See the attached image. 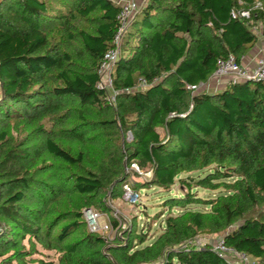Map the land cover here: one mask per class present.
Segmentation results:
<instances>
[{"label":"trees","instance_id":"obj_1","mask_svg":"<svg viewBox=\"0 0 264 264\" xmlns=\"http://www.w3.org/2000/svg\"><path fill=\"white\" fill-rule=\"evenodd\" d=\"M242 1L147 0L114 65L111 103L99 66L118 25L116 3L1 0L0 223L7 227L0 257L11 252L22 262L29 235L61 253L59 264H231L209 246L178 247L207 232L223 233L229 246L264 262V86L229 81L214 93L189 87L206 82L220 59L239 63L257 41L251 28L264 22V0L251 19L233 18V9L257 0ZM75 42L85 55L80 66L70 51ZM142 80L147 85L137 87ZM133 160L153 170V185L171 190L179 177L189 189L218 194L169 199L170 208L185 211L169 214L164 232L144 247L134 249L135 239L125 236L109 244L85 229L81 207L99 205L102 194L120 196ZM205 169L194 185L181 176ZM71 192L80 203L43 229L56 196ZM75 231L79 238L67 241Z\"/></svg>","mask_w":264,"mask_h":264},{"label":"rangeland","instance_id":"obj_2","mask_svg":"<svg viewBox=\"0 0 264 264\" xmlns=\"http://www.w3.org/2000/svg\"><path fill=\"white\" fill-rule=\"evenodd\" d=\"M144 5L146 0H140ZM1 2V0H0ZM142 5V6H143ZM73 54V59H76L77 65L80 66L85 61H83L80 57H83V52H81V48L79 46V42H75L71 46L70 50ZM79 56V57H78ZM103 83L106 81L105 75L102 74ZM227 81V78H222ZM225 81V82H226ZM137 87L142 88L144 87L141 83L137 85ZM203 87V86H202ZM117 97V94H115ZM2 98H0L1 100ZM51 127V124L48 125ZM163 139L166 138L165 130L163 128L160 129ZM133 135L131 132L127 133L126 139L128 141L132 140ZM65 147L69 149H73L77 147L75 144H68V143H61ZM136 161V160H134ZM137 162V161H136ZM143 174H137L136 172L132 171L130 175H127L128 180L132 184L135 190L140 193L139 201L137 204L133 205L126 201L124 198V189L123 185L121 186V195L117 197H113L111 193L102 194L97 200H101L99 205L94 204L90 206H82V218L81 221L86 224L85 229L89 230L88 223H87V211L89 209H93L94 211H98L102 214L100 218V223H111L113 224V230H101L97 232L102 237L106 239L109 244L115 243L118 239L123 240L125 236L126 239L131 237L135 239V247H144L147 244L154 242L165 230L166 220L171 215H178L185 211V207L183 205H176L173 208H170L168 203L169 199L173 197L179 198L183 197L187 192L191 191L193 196L200 197L202 199H210L217 196V191H211L209 189H205L200 186H193L192 188H188L185 184H182L179 180V177L176 178L175 184L172 186L171 190L163 189L158 185H153L150 180L153 178V170L151 168H142ZM208 169L203 171H195L191 173H183L182 177H191L190 182L194 185V179H197L200 175L206 173ZM74 173L71 169H68L65 173ZM128 174V173H127ZM129 176V177H128ZM233 178L224 179L226 181H232ZM71 185V184H69ZM81 198L74 192L71 193H61L56 196V201L54 202L55 210L49 214V218L43 221L44 227H48L49 221L53 217L59 216L60 212L69 211L73 209V206L77 203H80ZM181 202V201H180ZM179 203V202H176ZM190 207L193 209H204L206 206L201 204L197 205L196 203L190 204ZM57 215V216H56ZM73 218H67L65 220H60V223L54 227L53 235H55L60 226L64 223H68ZM0 223V234L6 229L7 225L3 218H1ZM115 221L117 224H115ZM9 228V227H8ZM129 234V235H126ZM81 233L79 231L73 232L67 241H71L73 239L79 238ZM144 236L146 240L144 242H140L141 237ZM224 236L223 233H207V232H199L196 235V238L200 239H210L216 240L218 237ZM126 241V240H125ZM138 243V244H136ZM22 246H24L29 254L24 257L22 262L17 259L9 258L11 252L5 254L3 257H0V264H41V260L44 261H54L55 264H59V259L61 253H58L54 249H47L41 243L34 242L29 239V235L21 242ZM262 261V260H261ZM263 262V261H262ZM264 263V262H263Z\"/></svg>","mask_w":264,"mask_h":264},{"label":"built area","instance_id":"obj_3","mask_svg":"<svg viewBox=\"0 0 264 264\" xmlns=\"http://www.w3.org/2000/svg\"><path fill=\"white\" fill-rule=\"evenodd\" d=\"M119 6V12L117 14L118 25L112 39L111 46L105 52L103 59L99 66L100 81L99 86L105 88L108 92V99L111 103H115V94L118 91L113 86V74L114 65L116 61L120 58L122 45L126 32L128 31L132 21L140 11L142 7V2L140 0H112ZM147 1V0H146ZM145 1V2H146ZM242 3V0H239ZM262 2L257 0L251 7H240L232 10L231 15L233 18H246L251 19L252 10L256 8H261ZM252 21V20H251ZM252 30L256 34L264 35V22L253 23ZM102 74L105 75L106 81L103 83ZM219 78H227V82H240V81H254L261 82L264 86V57L257 61L254 68H247L240 63L233 56H229L218 61L217 68L213 74ZM141 84L145 87L147 83L141 81ZM192 90L199 88L198 85H189ZM1 95V81H0V98ZM132 171L137 174H143L140 165L136 161H131L129 165L126 166L127 175H130ZM129 177V176H128ZM124 198L130 204H137L139 201L140 193L134 189L128 178L123 182ZM87 223L89 230L92 232H100L101 230H113V224L100 223V218L102 214L93 209L87 211ZM211 247L220 256L225 258L231 264H264L260 258L254 257L250 254L238 251L237 249L229 246L225 242L224 236L218 237L215 241L210 239H200V238H190L178 247L185 249L188 248H201V247Z\"/></svg>","mask_w":264,"mask_h":264},{"label":"crops","instance_id":"obj_4","mask_svg":"<svg viewBox=\"0 0 264 264\" xmlns=\"http://www.w3.org/2000/svg\"><path fill=\"white\" fill-rule=\"evenodd\" d=\"M252 29V28H251ZM254 32V31H253ZM264 57V35L257 34V41L255 44L241 57L240 64L251 69L254 68L257 64V61ZM226 80L216 77L212 75L206 82L201 83L199 85V88L196 89L194 92H202L207 91L210 93L217 92L225 87L227 84ZM203 86V87H202ZM163 127H158V131L161 134V138H163V135L160 131V129ZM165 130V136H166V129Z\"/></svg>","mask_w":264,"mask_h":264},{"label":"water","instance_id":"obj_5","mask_svg":"<svg viewBox=\"0 0 264 264\" xmlns=\"http://www.w3.org/2000/svg\"><path fill=\"white\" fill-rule=\"evenodd\" d=\"M1 95L3 96V91H1Z\"/></svg>","mask_w":264,"mask_h":264}]
</instances>
